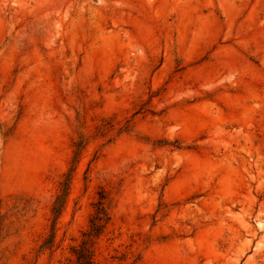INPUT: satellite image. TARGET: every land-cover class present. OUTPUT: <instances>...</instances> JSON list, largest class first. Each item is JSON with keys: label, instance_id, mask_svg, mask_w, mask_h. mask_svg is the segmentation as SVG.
I'll list each match as a JSON object with an SVG mask.
<instances>
[{"label": "rangeland", "instance_id": "obj_1", "mask_svg": "<svg viewBox=\"0 0 264 264\" xmlns=\"http://www.w3.org/2000/svg\"><path fill=\"white\" fill-rule=\"evenodd\" d=\"M99 195L93 264H264V0H0V264Z\"/></svg>", "mask_w": 264, "mask_h": 264}, {"label": "trees", "instance_id": "obj_2", "mask_svg": "<svg viewBox=\"0 0 264 264\" xmlns=\"http://www.w3.org/2000/svg\"><path fill=\"white\" fill-rule=\"evenodd\" d=\"M62 197L64 196L62 195ZM62 204L63 201H61V198H57L54 204L53 214H56V216L59 215L58 211ZM57 205H59L58 211L55 208ZM109 221L110 215L108 208L105 205V197L103 195H99L97 202L93 206V215L90 218L88 230L82 235L83 239L77 246V249L73 251L75 264H93V247L95 245V241L103 233V230Z\"/></svg>", "mask_w": 264, "mask_h": 264}]
</instances>
